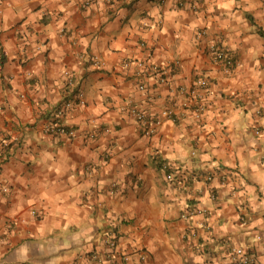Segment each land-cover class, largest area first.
Here are the masks:
<instances>
[{
    "label": "crops",
    "instance_id": "1",
    "mask_svg": "<svg viewBox=\"0 0 264 264\" xmlns=\"http://www.w3.org/2000/svg\"><path fill=\"white\" fill-rule=\"evenodd\" d=\"M84 1L0 0V264H95L110 230L118 264H236L232 247L264 264V0ZM144 58L171 66L168 85L138 77ZM200 74L197 119L179 91ZM71 90L85 95L64 118L76 137L47 135ZM152 100L176 122L146 138L121 109ZM197 207L207 218L182 220Z\"/></svg>",
    "mask_w": 264,
    "mask_h": 264
},
{
    "label": "built area",
    "instance_id": "2",
    "mask_svg": "<svg viewBox=\"0 0 264 264\" xmlns=\"http://www.w3.org/2000/svg\"><path fill=\"white\" fill-rule=\"evenodd\" d=\"M111 0H108L110 2ZM91 5L90 0H85L83 2V7L87 9ZM185 3L182 1L180 6H184ZM194 10L197 9V4L192 6ZM209 53L211 54L213 60L216 63L224 65V67L229 70L234 68L236 61L230 52L225 50L219 45H213L209 48ZM93 66L100 69L103 68V62L98 58H92ZM138 69V77L143 78V72L146 70L149 72L150 76L160 86H166L169 84L172 78V69L170 65L151 63L148 59L136 60L133 63ZM177 65V64H176ZM132 65L130 63L125 64V68H129ZM66 84L69 88H75V80L70 71L65 72ZM211 87L209 77L205 74H200L197 77L195 87L191 90L186 88H181L179 91V96L182 98V104L188 110H191L194 116L197 119L203 117L207 111L206 104V95L209 92ZM138 90L145 92L147 90L146 83L140 81L138 84ZM74 92V91H70ZM71 94V93H69ZM72 99H67L64 101L63 105L56 110L51 122L45 127V133L47 135L57 136V137H68L74 138L77 135V131L73 128H70L64 123V118L68 111L72 110L75 105L84 106L85 105V95L82 90H77L72 95ZM122 112L127 116L134 118L137 122L141 134L146 138L153 137L157 130L162 126L165 120H171L176 122V111L174 108H158V104L155 101H151L147 110L141 109L137 105H126L122 107ZM261 134L260 130H255V135L259 136ZM3 148L0 150V162H4L7 158L6 151L8 149V143L3 144ZM162 167L167 172V177L169 180H173V174H170V166L162 162ZM212 177L208 176L207 181L210 182ZM7 191V189H4ZM211 201H216L217 196L214 193H210L209 196ZM209 210L206 208H190L187 212L181 215L182 220L191 223L198 216H203L207 218ZM34 216L37 215L36 211H33ZM203 228L208 229L209 224L205 221L201 225ZM193 230V229H192ZM192 230L190 231L191 236L197 237L198 234ZM103 246L104 249L101 251L94 252L90 255V259L95 264H118L116 257L118 254V236L117 233L113 230L107 231L103 237ZM231 257L236 264H255V257L243 247H232L230 250ZM142 260H145V256L141 257ZM129 257L125 256L124 261H128Z\"/></svg>",
    "mask_w": 264,
    "mask_h": 264
}]
</instances>
